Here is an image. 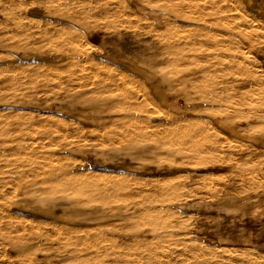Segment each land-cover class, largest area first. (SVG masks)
Segmentation results:
<instances>
[{"label": "bare ground", "instance_id": "obj_1", "mask_svg": "<svg viewBox=\"0 0 264 264\" xmlns=\"http://www.w3.org/2000/svg\"><path fill=\"white\" fill-rule=\"evenodd\" d=\"M147 1L144 0L146 3ZM174 1L175 4L176 2L179 3L177 0ZM186 1L187 0H185V2ZM215 1L217 2L218 0ZM124 2L127 3V10L131 11L132 14L144 11L148 13L150 11L147 8L149 4H146L148 6L145 7L146 5L142 3V0H124ZM158 2H155V4L157 3L158 5ZM167 2L165 3L166 5L169 4V6H167L166 9L174 13L173 15L177 18L181 17L180 14H177L175 10L176 8L174 9V2L172 1L173 4L171 1ZM216 2H213V0L209 2L205 1V3L201 4H196V2V5L191 2L187 4L184 3L183 7H186L187 5L189 8L191 7V11L198 9V11L201 10L204 12V17L213 16L212 21L207 19V17H205V19L200 20V18L199 20L195 21L188 18L194 25V27L191 29L189 28L180 31L176 28L174 29L173 27H169V19L162 14H149L147 16V19H149L147 22L151 23V26H149L150 24L146 22L149 26L148 30H145L144 28L141 30L138 26L137 27L139 29H135V24H131V27L133 25L132 28L134 30L130 34H132L134 38L142 40V37L149 36L150 38L159 41V44H162V47H160L159 51L156 52L155 57L158 56V59H156V62L152 66V71L146 74L144 77V81L150 83L151 85L149 87L140 86L141 89L139 91L141 94H137L135 90V82L131 77V79L128 78L129 75L126 77L123 73L124 71L121 70V72L119 68H110L111 66L109 63L107 64L110 67L107 65L105 66L102 61H96L91 57V52L89 50H83L81 47L80 49L75 47L73 45L74 43L72 44V42H69L71 38L63 42V38L66 39L65 35L73 33H70V30L73 28V26L80 29H85V33L90 32L89 34H91L90 25L92 22L96 23L99 20H104V22L108 21L109 24L111 22H116L120 18H117V16H123L118 10L117 11L119 12V15H117L118 12L116 10L114 11V8L112 9V3H109L107 0H56V13L57 11H59L60 14L64 13L67 21L65 24H62L63 21L60 24L58 20L53 19L51 20V24L56 28L45 33H39V35H36L37 37L35 36L36 38L33 40L30 39V41H28L29 39L27 37L28 44H25L26 46L24 45L25 47L21 48L23 49L21 51V58L40 59V62L42 63L37 65L33 63V66L35 67L34 69L37 70L40 69L39 67H41V69L44 68V74H40V77H42L44 80L51 79L49 78L50 73L57 74L58 76L61 74H66L67 72L70 73L67 77L69 84L66 82L63 87L60 85V88L58 87V91L56 90L57 94L53 95L54 99L61 102L62 100H67L73 104L79 103L83 109L91 110L95 116H97L96 119L101 122L103 126L111 125L110 128L113 126L115 127V130L119 129V133L117 136H115L114 140H110L112 144H117V146H115L117 150L123 147L128 148L130 151L135 149V152H148L152 159L161 158V153L165 155L170 154L174 157H180L183 159V163L180 165L176 164L178 165V168H187L186 166L195 164V161L202 155H209V153H211L214 149H217V147H213V145L217 143L215 141L216 138H214L215 143L212 144L213 134L211 133V130L217 128L215 127L217 124L210 122L213 125L208 123L206 127H200L198 125L200 124L199 118L197 119L183 115L180 117L176 116L173 119H166L162 115V112L158 109L155 110L153 107L151 110H149V107H151L149 105L158 103L156 100L157 97L163 95V92L160 91V87L163 84L168 85L169 88H178L181 92L180 96L184 97L187 104L190 103L195 96L215 104L225 103V105L228 107L227 109L212 112V109L214 110V108H210L211 111H208L209 114L213 116H220L226 120H229L233 114H236L237 117L240 116V119L246 122L244 127L241 126L239 128L240 131L252 132L256 129L264 134V70L260 69L261 67L258 65L256 60L250 59L251 55H246L244 52L246 49L253 50L254 45L256 44H254V42H252L250 39V36H253H248L246 34L245 30L247 28H242L241 26V28H238L237 26H234V22H231V19H233L231 15H228L227 13L224 14V11L222 14L221 11L219 12L218 10H215L213 7H211L213 6L212 3L214 4ZM53 4H51L49 7H52ZM129 4L133 7H131ZM122 6H125V4ZM122 6L119 5V7ZM217 6H219V4ZM114 7L116 8V6ZM188 7L184 9L186 10ZM209 7L211 10L206 13V10L208 11ZM53 8L54 7H52V9ZM221 8L222 7H220V9ZM50 9L51 8H49L48 11ZM178 10L183 9L178 8ZM48 13L50 14V11ZM196 14L198 13L196 12ZM34 15L37 16V14ZM25 16L26 19H28L31 14H28V18L27 15ZM130 16L132 17L131 14ZM10 18L8 20H11ZM17 18L18 17H15L14 19ZM125 18L128 19L126 16ZM132 18L134 19V17ZM136 18H138V16ZM18 19L15 20V22L12 21L13 19L11 20L14 23L13 28L16 30L26 27L25 23L27 21L29 22L30 20L29 18V20L25 21L24 23L22 20L25 19L24 17L21 20ZM144 19H146V17ZM181 19L183 18L181 17ZM30 22H34L35 24V20H30ZM128 22H130V19H128ZM123 23L126 24V22ZM132 23H135V21ZM163 23H166L165 32L161 31L162 27L160 25ZM29 26L31 27L32 25ZM131 27L129 25L128 29H126L129 30ZM93 29L95 30V28ZM105 30L107 31V29ZM77 32L76 34H79ZM121 32V30H117L114 26H111L108 27V32L106 34L120 35ZM19 36L24 38V35ZM12 38H14V36H12ZM84 53L86 57L84 58L83 62L79 59L81 61L80 62L78 58L83 56ZM256 58L258 57L256 56L255 59ZM74 59H77V61H73ZM12 60H14V62H18L20 61V57L19 60L17 57H13ZM33 66L31 67L33 68ZM21 70L22 69H20V71ZM9 73H11V71ZM73 74H77L75 75L77 76L76 79L73 78ZM158 74H161L162 76L157 78ZM12 76L7 82L10 84L18 82L17 78ZM58 76L54 78L57 80V78H59ZM26 77H29V79L32 80V77H30L28 74ZM12 98L15 97L13 96ZM25 100L30 101L27 98ZM24 101L12 108L14 110H19V112L20 110H26V112L27 110H30L31 112H37L40 118H29L32 115L31 113H28L30 116L26 118L24 115L27 113L23 114L21 112L18 113L14 111L8 117L9 119H7L8 121L6 123L7 126L5 127H9V129L16 133L17 136L30 135V137H32L31 135H34L47 138L49 135L52 136L53 132L51 134V129L46 126L48 123L52 124L51 120H47L46 117H44L47 112L38 108L39 103H35V105L30 106L31 108H28V102L24 103ZM223 107L225 106L223 105ZM50 113L53 112L51 111ZM53 114L57 115L58 112L56 111ZM154 118H158L160 123L155 122L156 120L154 121ZM237 119L239 120V118H236V120ZM57 122H59L56 126V129L58 130H64L67 126L66 121L64 122L62 120L61 123L60 120H57ZM132 122L135 124L133 123L132 125ZM2 123L5 122L3 121ZM3 125L1 126L3 127ZM22 126H24V130L20 129ZM223 129L233 131L236 128L234 129L230 126H223ZM4 130L6 129L4 128ZM55 133L56 132H54V135ZM58 133H56V135H58ZM7 135H9V133ZM114 135L116 134L114 133ZM25 137L26 136L22 138L25 139ZM58 137L56 139L60 140ZM106 138L110 139V137H105V140ZM51 140L54 141L55 139ZM224 140L226 141V139H223V141ZM63 141H65V139ZM21 142L22 140H10L9 142L0 145V148L4 147L8 151H13V153L14 151H17L20 155V150L22 149L21 151L26 150L25 153L27 154H25L26 156L23 154L25 157L21 159L23 164L26 165V168H22L20 165L21 169L17 168L16 166L17 170L14 169L10 172L8 171L10 173V179H12L11 183L13 187L11 188H13V192L9 193L8 199H5L2 196L5 199V202L1 200L2 197L0 199V249H2V257H4V259L6 258L8 261L6 264H27L28 262H26V259L30 257V255H39L37 253L42 249L41 246L44 247L43 245H45L46 248L42 249L40 252H43L47 255H52L57 260L58 264H116L118 262H127L126 264H148V262L151 260V257L147 255H151L152 252L150 245L155 247L157 244L159 245L161 242L163 243V241H160L161 238L163 239L169 236L172 237L174 235H171V232L174 230V228L170 229V222L165 220L167 218H161V214L160 217L158 216L159 218L156 217L157 214L152 211L153 209L148 208L151 206H145L146 202L141 201L137 203H131L130 205H124V202H120V200H122L120 199L122 194L124 192L127 193L131 189V185L127 183L128 181L119 178L121 175L117 176L119 179L114 177L110 178V176L109 178H105L97 176L96 173H92L90 171L88 172V169L85 168V163L80 164L77 167L72 166L75 162L72 163L73 161L69 159V155L65 152V150H71V146L59 145L57 147L58 155H54L52 153L49 157H47L46 155L44 156L40 154V149L44 148L43 144H41L43 147L39 149L40 144H38L39 146H35L30 143L32 142L30 141L27 144L21 145ZM54 142H52V145ZM67 144L69 143L67 142ZM229 144L230 143H228V145ZM74 145L76 144L73 143V146ZM262 145L264 146V142ZM48 147L52 148V146ZM48 147L46 145L47 149ZM259 147L260 146L258 145L257 152L254 154L255 156L261 153V148L259 149ZM232 149H235V147ZM13 153L10 154L12 155ZM18 154H15V156ZM17 159H15L16 161L13 163V165H16L18 161ZM203 159H205V157ZM67 160L71 161V167L64 166V163L68 162ZM209 161L210 158L207 159V161H200V165L207 168L208 165L213 162L212 160L211 162ZM216 161L218 160L216 159ZM198 163L196 162V164ZM240 165L242 167L244 166L243 164ZM187 177L189 178L190 176ZM9 182L10 181L7 183L8 185L10 184ZM171 183L168 184L171 185ZM182 184H180V186ZM164 187L166 188L168 185H165ZM214 192L216 193V191ZM4 193L2 192L3 195H5ZM47 208L49 209L45 210ZM159 210L161 213L162 210ZM167 210H169V208ZM142 215H144L143 218H147V226L153 230L154 234L157 233L155 234L157 235V239L158 237H161L159 238L160 243L155 239L158 242H154L156 244L155 246L152 245L153 242L149 244L150 241L148 242L146 237H144L145 242L143 241L136 243L129 242L125 237V234L128 230L135 228L138 229L139 225L136 226L137 224L134 222L137 220L138 216ZM168 215L170 216V214ZM173 215V218L175 219L176 214L173 213ZM115 222L121 224L122 227L118 229ZM142 222L145 223V221ZM126 226H128V228L125 229ZM106 230H115L116 232L118 231L119 238L123 241V243L128 245L129 248L130 245H133L132 247L135 246L136 252L133 255L129 254L128 252H131V250H126L125 247L123 248L118 245L116 243V239L107 237L105 235ZM187 239L186 241H188L190 238L188 240ZM166 240H168V238H166ZM179 240L178 243H182V241ZM163 245H165V241ZM33 246H35V248L37 247L41 249L36 248L35 251L31 250ZM189 247H195V245L190 243ZM123 249L124 251L121 252ZM155 249H157V247L154 248V251ZM157 250L156 251L159 255V249ZM137 251L139 252L137 253ZM142 251L143 253H146L143 255ZM154 251L153 253L155 254L156 252ZM186 251L184 250L182 255ZM168 253L170 254V252ZM165 254L166 253L164 252L163 257L165 259H161L160 257L161 260L165 261L161 262V260L157 258L159 256L156 257L154 255L157 260H160V262H149V264L177 263L175 260L172 262V259L168 256H165ZM129 255L132 256L131 259L134 258L132 262L130 261V263L128 259L130 258ZM5 260H2L3 262L1 263H4ZM28 260H33V258H28Z\"/></svg>", "mask_w": 264, "mask_h": 264}, {"label": "rangeland", "instance_id": "obj_2", "mask_svg": "<svg viewBox=\"0 0 264 264\" xmlns=\"http://www.w3.org/2000/svg\"><path fill=\"white\" fill-rule=\"evenodd\" d=\"M107 1L109 3H112L111 5L112 9L114 8V11L118 10L120 14L128 17V19H130V22H128V19L125 18V16H120L119 12L117 11V15H119L117 16V18H120L116 22H111L109 24L108 21L104 22V20H99L96 23L92 22L90 25L91 34H89L90 32L85 33V29H80L78 27L73 26V28L70 30V33L73 32L71 33L72 36L71 34H69L70 36L65 35L66 39L63 38V42L71 38L69 42H72V44L74 43L73 45L75 47H81L83 48V50H89L91 52V57L94 58L96 61H102L105 66L110 65V68H119L120 71H124L123 73L125 74V76L127 77V75H129L128 78L131 77L132 80L135 82V90L137 94H141V92L139 91L141 87H149L151 85L150 83L144 81V77L146 76V74L152 71V66L156 62V59H158V56L155 57L156 52L159 51V48L162 47V44H159V41L154 40L149 36L142 37V40L134 38L132 34H130L134 30L132 28L133 25L135 24V29L140 28L142 30L144 28L145 30H148L149 26H151V23L147 22V20H149L147 19V16L149 14H162L169 19V27H173L174 29L176 28L180 31L189 28L191 29L194 27V25L192 24V21L190 19H193L195 21L201 18L200 20H202L205 19V17L207 16L204 17L205 13L201 10L198 11V9L191 11V7L189 8L187 5L186 7L188 8L186 9V11L184 9L186 7H183L184 3L187 4L191 2L196 5L205 3V1L209 2L211 0H193V2L192 0H187L188 2H185V0H177L179 3L176 2V4L174 0H158L159 2L157 0H146L147 3L142 0V3L144 5L149 4V6L146 5L145 7L148 6L147 8L150 11L148 13L144 11L140 13L138 12L136 14H132L131 11L127 10V3H125L124 0ZM167 1H171L172 4L174 2V9L176 8L175 10L177 14H180L183 19H181V17L177 18L173 15L174 13L166 9L167 6H169V4L166 5L165 3ZM148 2H150L151 4ZM155 2H158L159 4L157 5V3L155 4ZM213 2L216 1L213 0ZM218 2L219 0L214 4L212 3L213 6H209L213 7L219 12L221 11L222 14L225 12L224 14L227 13L228 15H231L233 18L231 19V22H234V26H237L238 28H247V31L245 30L246 34L248 36H253H250L252 42L256 44L254 45L253 50H243H245L244 52L246 55L252 56V58L250 56L251 60L253 59L257 61L258 65L261 67L260 69L264 70V0H220V2ZM217 3L219 4V6H217ZM51 4H53V9L52 7H49ZM121 4H125V6H122ZM113 5L116 6V8ZM119 5L123 8L119 7ZM56 6V0H0V24L3 22L0 26V124H5L3 125V127L7 130H4V128L0 125V133L3 131L0 134V145L7 143L10 140H22V142L24 143L21 142V145L27 144L32 141L30 143L35 146H39L38 144H40L39 149L44 146V148L40 149V154L44 156L46 155L47 157H49L52 153L54 155H58L57 147L59 145L71 146V150H65V152L69 155V159L73 161L72 163H75L72 165L71 161L67 160L69 163L65 162V167H71V165L77 167L80 164L85 163V168L88 169L87 171L96 173L97 176L105 178H109V176L110 178H118L117 176L121 175V177L119 178L128 181L127 183L131 185V189L127 193L124 192L122 194V197L120 198L122 200H120V202H124V205H130L131 203H137L141 201L146 202L145 206H151L148 208L153 209L152 211L157 214V216L155 215L156 217H160L162 215L161 218H167L165 220H167V222H170V229L174 228V230H172L171 232V235L174 234L172 236H175L174 238L169 236L171 239L169 237H165L163 239L161 237H158L157 239V235H155L157 233L154 234L153 230H151L150 227L147 226L148 221L147 218H143L144 215L138 216L137 220H134V223L137 224L136 226L139 225V227L138 229L135 228L126 232L125 237L129 242H145L144 237L148 239V242L150 241L149 244H151V242L160 243V241H163V243L161 242V244H159L162 248L158 244L156 245L155 243H152L153 246L156 245L155 247H152L150 245L152 250V256L147 255L151 257V260L149 261L150 263H157L160 262L162 258L165 259L163 257V254L165 252V256L170 257L172 259H170L172 262L174 260L177 261L176 264H264V146L262 145V143L264 142V134H262L256 129L252 132L240 131L239 128L241 126L244 127L246 122H244V120L242 121L240 119V116L237 117L236 114H233L229 118V120H226L220 116H213L209 114L208 111L210 110V108H214V110L212 109V112L227 109L228 107L227 105H225V103L215 104L208 102V100H202V98H198L195 96L192 101L187 104L184 97L180 96L181 92L178 88H169L168 85L163 84L160 87V91L163 92V95L157 97L156 100L158 101V103H153L149 105L151 107L148 106L149 110H151L153 107V109L155 110L158 109L162 112V115L166 119H173L176 116L180 117L183 115L194 117L197 119L199 118L200 124L198 125L200 127H206L208 123H216L217 125H215V127L217 128L211 130V133L213 134L212 144H214L215 141L217 143L213 145V147H217L218 150L214 149L215 151L213 150L211 153H209V155H202V158L200 157L195 161V164H193L194 166L191 165V167L190 165H188L186 166L187 168H178L177 166L184 162L183 159L180 157H174L170 154L165 155L161 153V158L152 159V157L149 156L148 152H135V149H133L134 151H130L128 148L123 147L117 150L115 148L117 144H112L110 140H114L115 136H117V134L119 133V129L115 130V127L113 126L110 128L111 125L103 126V124L96 119L97 116H95V114L91 110L83 109L81 104L79 103L73 104L72 102H69L67 100H62L61 102L59 100L54 99L53 95L57 94L60 85H62L61 87H63L66 82L67 84H69L67 77L70 73L67 72L66 74H61L60 76H58L57 74L50 73L49 78L51 79L44 80L42 77H40V74H44V68L41 69V67H39L40 69L37 70L34 69L35 67L33 66L34 64L37 65L42 63L40 62V59L21 58V51L23 50L21 48H24L28 44V41H30V39L33 40L37 37L36 35H39V33H45L56 28L51 24V20L56 19L59 21L60 24L62 21V24H65L67 18L64 13L60 14L59 11H57L56 13ZM220 7L222 8L220 9ZM49 8H51L49 10L51 15L48 13ZM178 8H181L183 10H178ZM210 10L211 9L209 7L208 11L206 10V13H208ZM196 12L201 15L196 14ZM28 14H31V16L29 17L30 20H35V24L38 26H36L34 22H30ZM34 14H37V16ZM130 14L132 15V17H134V19L130 16ZM25 15H27L28 19H26ZM137 16L139 19H141L139 20L138 18H136ZM200 16H203L204 18ZM15 17H18L20 20L24 17L25 19H22L23 22L25 23V21L27 20H29V22L27 21L25 23L26 27L16 30L13 28L14 23L12 22H15V20L18 19H14ZM145 17L146 19H144ZM212 17L213 16L207 17V19L212 21ZM9 18L13 20H8ZM142 18L144 19V21ZM121 20L123 22H126V24L123 23ZM101 21L104 23H102ZM134 21L135 23H132ZM146 22L150 25L148 26ZM131 24H133L132 27ZM29 25L32 26L30 27ZM129 25L132 28H130L131 30H127ZM105 26H114L117 30H121L122 32L120 35H107L106 33L108 32V27ZM160 26L162 27L161 31L165 32L166 23H163ZM93 28H95V30ZM105 29H107V31ZM76 32L79 34H76ZM19 35H24L25 39L23 37H20ZM12 36H14L15 39L12 38ZM27 37L29 40L27 39ZM11 38L13 39V41ZM84 55L85 53L83 54V56ZM83 56L79 57L78 60L80 59L83 62L86 55L84 57ZM256 56L258 58L255 59ZM13 57H17L18 60L20 57V61L14 62V60H12ZM73 61H77V59H74ZM107 63H109V65ZM30 65L33 66V68ZM20 69L22 70L20 71ZM10 71L12 74L9 73ZM27 71L30 72L28 73ZM27 74L32 77V80H30L29 77H26ZM75 75L77 74H73V78L76 79L77 76ZM11 76L16 77L18 82H15L14 84L8 83L7 81ZM56 76H58L61 80L59 78H57L56 80ZM161 76V74H158L157 78ZM13 96L16 99L12 98ZM26 98L30 101H26ZM22 101H24V103H31H27L28 108H31L30 106L35 105V103H39L38 108L47 112L44 117H46L47 120L50 119L52 123H46L47 125L45 124L48 128L51 129V134L53 132L52 136L49 135L51 138L48 136V138L50 139H48L47 137L34 135H31L32 137H30V135L17 136L16 133L9 129V127H5L7 126L6 123L8 121L7 119H9L8 117L14 111L18 113L21 112L23 114H32L31 116L29 114L28 116L27 114L24 115L26 118H28L29 116V118H40L37 112H31L30 110H27V112L26 110H20L19 112V110H14L12 108L15 107L17 104H20ZM223 105L225 107H223ZM8 108L11 109L9 110ZM51 111L53 113L57 111L58 116L56 114L50 113ZM57 117L60 118L58 119ZM236 118H239V120L237 119V121ZM57 120H60V122L62 120L64 122H67V126L64 130L60 129L62 130L60 131L56 129V126L59 123L57 122ZM153 120H156L155 122L160 123L158 118H154ZM3 121L5 123H2ZM133 123L134 122H132V125ZM223 126H230L236 129L233 131L224 130ZM20 129L24 130V126H22ZM63 131L66 132L64 133ZM54 132H59V137L58 135H56V133L54 135ZM8 133L9 135H7ZM114 133L116 135H114ZM24 136H26L25 139H23ZM57 137L60 138V140L56 139ZM105 137H110V139L106 138L105 140ZM214 138H216L215 141ZM51 139H55L56 141L54 140V142ZM64 139L65 141H63ZM223 139H226V141H223ZM50 140L54 142L53 145ZM56 142L58 143V145ZM67 142L69 144H67ZM72 142L76 145L73 146ZM218 143L222 146H220ZM228 143L230 144L228 145ZM41 144H43V146H41ZM46 145L47 147L52 146V148L48 147L47 149ZM258 145L260 146L259 149L261 148L262 150L260 149L261 153L255 156L254 154L257 152ZM233 147H235V149H232ZM21 150L20 152L23 153L21 154L19 152V155L17 151H14L13 153V151H8L4 147L0 148V179L3 180V182L2 180H0V199L2 196L5 199H8L9 193L13 192V188H11L13 187L11 183L12 179H10L11 177L9 176V172L14 169L17 170V168L21 169L20 165L22 166V168H26V165H24L21 161V159H23L27 155L25 153L26 150ZM48 151L51 152L49 153ZM10 153H13L12 155L14 156H12ZM15 154H18L16 155L17 157L15 156ZM23 154L26 155L23 156ZM18 156L20 159L18 158ZM208 156L210 158L209 162H211L212 160L213 164L211 163L208 165L207 168H205L204 166L200 165V161H207V159H209ZM204 157L205 159H207H203ZM15 159H17L18 161L16 165H13V163L16 161ZM216 159L218 161H220L221 159L223 160L218 162L216 161ZM196 162H199V165L196 164ZM240 164H243L244 166L242 167ZM187 176L190 177L188 178ZM8 181H10L9 185L7 184ZM168 183H171V185H169ZM175 184L178 186H176ZM180 184L182 185L180 186ZM163 185H168V187L165 188ZM2 188L5 190H3ZM213 190L216 191V193ZM2 192H5V195H3ZM163 192L165 195L163 194ZM3 197L1 200L5 202V199ZM166 208H169V210H167ZM48 209L49 208L45 210ZM159 209L162 210L161 213ZM173 213L176 214L175 219L173 218ZM168 214H170V216ZM142 221H145V223ZM115 224L117 225L116 227L118 229L122 227V225L118 224V222H115ZM126 228H128V226H126L125 229ZM105 235L107 237L116 239V243L123 248L125 247L126 250H131V252L128 250L129 254L133 255L136 252L135 246L132 247L133 245H130L129 248L128 245L123 243V241L119 238L118 231L116 232L115 230H106ZM159 238H161L160 241ZM166 238H168V240H166ZM178 238L182 241L183 244L181 242L178 243ZM187 238L190 239L188 240ZM186 239L188 241H186ZM164 241L166 246L163 245ZM190 243L195 245V247H189ZM43 246L44 247L41 246L42 249L46 248L45 245ZM156 247L157 249H159V255L157 249H155L154 251V248ZM36 248L35 246H33L31 250L35 251ZM184 250L186 251V255L185 253L183 254L185 258L182 255V252H184ZM40 251H38L37 254L39 255L37 256L30 255V257L28 258H33V260H28L27 258V264H32L33 262V264H58L57 260L52 255H47ZM122 251H124V249L121 250V252ZM153 251L157 254H154ZM0 252V264H6V262L8 261L6 258L5 260L4 257H2V249H0ZM138 252L139 251H137V253ZM168 252H170V254ZM145 253L146 252L143 253L142 251L143 255ZM154 255L156 257L159 256L157 257L159 259L161 257V259L157 260ZM129 257L130 258L128 259L130 263V261L132 262L134 258L131 259V255H129ZM2 260H5L4 263H1L3 262ZM163 261L165 260H161V262ZM126 263L118 262L116 264Z\"/></svg>", "mask_w": 264, "mask_h": 264}]
</instances>
